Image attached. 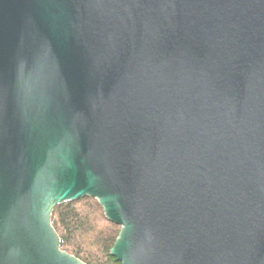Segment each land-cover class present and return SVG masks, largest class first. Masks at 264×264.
<instances>
[{
    "label": "water",
    "instance_id": "water-1",
    "mask_svg": "<svg viewBox=\"0 0 264 264\" xmlns=\"http://www.w3.org/2000/svg\"><path fill=\"white\" fill-rule=\"evenodd\" d=\"M264 264V0H0V264Z\"/></svg>",
    "mask_w": 264,
    "mask_h": 264
},
{
    "label": "trees",
    "instance_id": "trees-1",
    "mask_svg": "<svg viewBox=\"0 0 264 264\" xmlns=\"http://www.w3.org/2000/svg\"><path fill=\"white\" fill-rule=\"evenodd\" d=\"M52 223L65 251L87 264H120L110 252L120 232V225L107 219L95 197L56 205Z\"/></svg>",
    "mask_w": 264,
    "mask_h": 264
}]
</instances>
